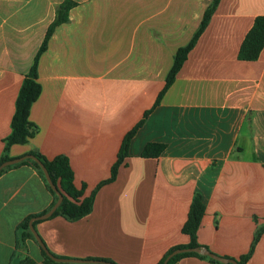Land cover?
<instances>
[{"label":"crops","instance_id":"1","mask_svg":"<svg viewBox=\"0 0 264 264\" xmlns=\"http://www.w3.org/2000/svg\"><path fill=\"white\" fill-rule=\"evenodd\" d=\"M64 1L0 0V159L22 83ZM69 1L77 6L39 60L42 93L30 112L36 135L7 152L66 156L75 184L95 194L83 219L35 225L48 250L66 259L159 264L190 243L183 226L199 193L207 209L198 243L225 258L249 253L264 226V49L255 62L238 54L264 16V0H220L106 185L124 136L154 107L177 50L191 42L213 0ZM151 142L166 145L160 157L142 156ZM52 202L34 167L0 175V264L26 256L45 264L32 239L20 250L18 226ZM175 264L217 263L188 256ZM247 264H264V233Z\"/></svg>","mask_w":264,"mask_h":264},{"label":"trees","instance_id":"2","mask_svg":"<svg viewBox=\"0 0 264 264\" xmlns=\"http://www.w3.org/2000/svg\"><path fill=\"white\" fill-rule=\"evenodd\" d=\"M219 2L220 0H213L212 3L208 5L204 13L203 20L200 24V27L195 33L191 42L185 47L182 46L177 50L174 66L169 71L164 90L160 92L154 107L148 112H146L143 116V119L133 129H131L127 133V135L124 136L119 151L118 159L116 160L111 170V177L107 181L106 180L102 181L100 185L103 184L106 185L115 182V180L117 179L120 167L125 162V159H127L130 156V148L133 138L138 134L139 130L142 128L143 124L145 123V119L149 116V114L152 113L153 110L160 105L164 94L166 93V91L169 90V88L174 83L179 70L184 66V63L188 58L189 53L192 51L194 46L197 45V42L199 41L208 23L211 22ZM75 6H77L76 2L65 0L58 7L57 14L55 15V19L50 24L47 30L46 37H44V40L42 41L41 47L35 57V60L33 61V65L30 71L28 72V74L26 75L24 83H22L19 96L17 99V104L15 106V112L12 119L11 133L5 140L6 152L0 159V165L3 162L12 159L7 155V152L12 146L24 145L28 143L29 140L36 135L38 127L30 121V112H31V107H33L34 103L38 100V98L42 93V86L40 84L39 74H38L39 60H41V57H43V55L47 52L50 39L51 37H53L57 27L69 21L70 11ZM263 49H264V16H259L255 19L254 25H252L251 29L249 30V32L247 33L244 39L242 46L239 49L238 58L241 61L255 62L260 58ZM165 149H166L165 144L151 142L145 146L142 156L146 158L149 157L158 158L163 154ZM30 154L35 155L36 158H38L41 162L44 163V165L46 166V168L48 169L51 175L52 182L57 186L58 190L62 193L64 197L63 203L60 204L59 208L55 211L52 217L62 216L68 220L75 221L78 219L81 220L87 215H89L93 209V204L95 203V194H92L91 196L87 197L86 186L83 185L81 187H78L75 184L74 181L75 173L70 164L68 157L63 155L61 156L58 155L53 159H48L42 154L37 153L35 151H32ZM20 165H29L34 167L36 171L39 173V175L42 177V180L44 181L46 187L50 190V192L54 196V202H52L50 208L55 204V202H58L59 200L58 194L48 185L45 179L46 178L45 174L40 168V166L36 163V161L28 159L18 165L9 166L8 168L4 169L0 173V175L3 172H5L7 169L17 167ZM206 209L207 208L204 198L201 195H199V193L196 194L191 204L187 221L183 226V232L184 234L190 237V243L187 245H178L171 248L168 251V253L162 257L159 264H164L166 258L176 250L184 249V248H192V247H196V248L201 247V245L198 243V234L202 225V221ZM47 211L48 210H45L39 214H34V215L32 214L28 216L21 224H19L18 243L25 242V240L29 238L32 239L34 242H36L29 228L30 221L32 218H36L40 215H43ZM40 222L41 221H36L34 226ZM263 233H264V226H262L258 230L257 235L254 238V242L252 244L250 252L244 256L242 255L238 259H235L238 264H247L248 260H250L255 250L256 244L258 243L260 237H262ZM41 252L44 257L45 264H61L54 262V260L49 258L43 251ZM188 256H195L200 259H209V261L212 263L221 264L216 260L210 259L207 256L197 254L196 252H187L174 256L168 261L167 264H175L181 258ZM90 260H100L101 262L104 263H112L108 260H103L101 258H92ZM20 264H36V262L30 256H26L21 261Z\"/></svg>","mask_w":264,"mask_h":264},{"label":"water","instance_id":"3","mask_svg":"<svg viewBox=\"0 0 264 264\" xmlns=\"http://www.w3.org/2000/svg\"><path fill=\"white\" fill-rule=\"evenodd\" d=\"M28 159L36 161V163L40 166V168L44 172L45 177H46L45 179H46L48 185L58 194V197H59L58 202H55V204L45 214L40 215L36 218H32L30 221V224H29L30 231L32 232L36 242L40 246L41 251H43L49 258L54 260V262H56V263L112 264V263H104V262H101L100 260H78V259L60 258V257L54 256V254L48 250L49 248L46 246L45 242L42 240V238L40 237V235L36 231L34 224L36 221H43V220H47V219L51 218L53 216V214L55 213V211L59 208L60 204L63 203V200H64L62 193L58 190L57 186L52 182L51 175H50L48 169L46 168V166L44 165L43 162H41L38 158H36L35 155L28 154L24 157H20L17 159L12 158L10 160L3 162L0 165V173L4 169L8 168L9 166L18 165V164H20L23 161L28 160ZM187 252H196L197 254L207 256L210 259L216 260L221 264H238L234 258H225V257L219 256V254H216V253L210 251L207 247H204V246H201L198 248L192 247V248H184V249L176 250L175 252L171 253L166 258L164 264H167L168 261L171 258H173L174 256H177V255L182 254V253H187Z\"/></svg>","mask_w":264,"mask_h":264},{"label":"rangeland","instance_id":"4","mask_svg":"<svg viewBox=\"0 0 264 264\" xmlns=\"http://www.w3.org/2000/svg\"><path fill=\"white\" fill-rule=\"evenodd\" d=\"M36 243V242H35ZM37 244V243H36ZM20 250H24V245H23V242H22V244L20 243Z\"/></svg>","mask_w":264,"mask_h":264}]
</instances>
